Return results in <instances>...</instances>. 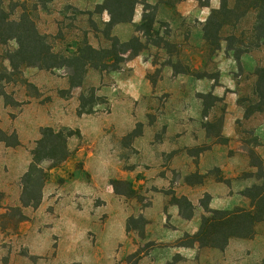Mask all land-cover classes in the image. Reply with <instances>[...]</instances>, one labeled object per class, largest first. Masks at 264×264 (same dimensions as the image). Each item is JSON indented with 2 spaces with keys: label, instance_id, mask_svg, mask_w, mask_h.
<instances>
[{
  "label": "crops",
  "instance_id": "0c3cea01",
  "mask_svg": "<svg viewBox=\"0 0 264 264\" xmlns=\"http://www.w3.org/2000/svg\"><path fill=\"white\" fill-rule=\"evenodd\" d=\"M104 1L72 0L71 4L80 11L88 8V13L93 14L91 7L102 5ZM153 1L158 4L156 0ZM215 1L210 0V4L201 5L200 0H168L171 4L165 9L170 23L172 17L176 18L173 19L174 22H183L188 21L190 16H195L200 22L199 25L202 27L199 33L201 37L198 35L200 47L194 45L186 50L185 68L193 72L204 69L210 57L208 45L203 39V27L211 12L220 8V4L215 5ZM144 12V5L139 4L133 23L117 25L113 34L122 42L129 41L132 37L131 27L143 23ZM102 17L103 22L110 19L106 12ZM127 32L130 33L127 35ZM136 34L141 42L144 41L145 37L141 32L138 31ZM224 52L226 54V49ZM135 57V60L129 57V63L130 66L137 68V76L127 79L113 90L103 91L102 96L106 100L95 106L92 114L79 115L83 88H74L69 98H58L54 104H46L39 108L41 112L52 107L57 108L58 117L56 114L42 119L44 126L52 128L62 125L78 132V135L68 139L71 154L68 160L49 170L50 178L44 187L40 207L56 205L63 211L62 215L65 216L62 218L63 221L73 222L74 229L82 230L80 224L88 215L87 210H90L88 207L92 206L93 212L96 204L91 203L103 201L104 204L98 207L105 210L109 208L111 214H117L119 217L117 236H113L111 232L107 235V240L113 239L115 246L126 244L121 254L129 257L140 252V241L135 243L130 237L128 219L134 213L128 209V204L123 199L125 196L114 191L111 184L113 178L127 182L132 190L143 191V197L148 205L142 206L136 201L133 202L147 223L144 236L141 237L142 241L174 244L182 240L186 234L193 236L199 232L202 217L206 214L202 206V200L206 195L211 197L209 207L212 210L232 211L250 208V200L243 196V192L251 187L252 178H240L245 173L255 172L257 168L252 165V161L243 150V141L236 126L237 120H246L249 124L248 130H252L260 139V147L264 148L263 112L256 113L248 119L242 110L236 116L230 112L223 116L220 127H208L194 121L192 111L187 113L182 108L174 107V104L164 110L161 119L152 125L147 124L146 111L143 107L145 109L150 96L148 92L154 90L153 84L146 77L152 63L144 58V49ZM232 59L228 57V62H232ZM223 67V63H220L218 69L223 72ZM171 69V74L176 75L175 68ZM183 73L177 74L178 76L167 82L171 85L177 83L183 85L188 82L190 84L194 75ZM197 78L196 84L208 86L216 84L215 79L209 77ZM253 78L255 85L257 80L255 73ZM220 79H223V75ZM69 88L67 83L62 86V90ZM218 89L219 86L215 85L213 96L223 99L225 91L220 92ZM196 92L200 94L204 91L198 88ZM169 94L172 103L178 106L186 98L184 91ZM226 95L233 109L238 102L237 94L232 91ZM152 97L155 98V95ZM103 106L108 109H102ZM138 107H142V112L135 115V109ZM37 108L33 103L28 106L27 112ZM201 111H198L197 116L200 114L205 124L209 119L211 123L214 122L210 113L201 116L199 113ZM215 120L217 121V117ZM134 158H136L134 165H128V168L118 166L117 161L128 159L134 161L132 160ZM96 169L98 173L101 172L100 177H97ZM214 171L220 172L219 179L208 177V174ZM59 180H64V184L59 185ZM164 188H169L172 193L165 192ZM174 196L187 198L192 204V209H188L189 212L185 214L184 207L172 204ZM70 215L73 217L66 218ZM96 221L97 217L89 221V227ZM104 235L106 231L102 236ZM64 242H68L69 245L78 244L77 239L71 237ZM171 247L170 252L163 258L161 255L153 258V254L141 253L140 264H169L174 258H177L175 264H251L258 257L256 250L258 248L264 250V222L256 226L254 238H233L225 251L200 248L198 244L193 247H178L174 244Z\"/></svg>",
  "mask_w": 264,
  "mask_h": 264
},
{
  "label": "rangeland",
  "instance_id": "374dc122",
  "mask_svg": "<svg viewBox=\"0 0 264 264\" xmlns=\"http://www.w3.org/2000/svg\"><path fill=\"white\" fill-rule=\"evenodd\" d=\"M161 1L156 4L153 0H147L148 18L155 17L154 33L149 42L144 39L141 44H136L138 50L144 49V58L149 59L152 63V67L149 68L146 75L154 88L153 91L148 92L150 96L146 101L145 109L143 107V110L146 111V123L154 124L159 118H162L164 110L174 104V107L182 108L187 113L192 111L193 120L200 125H208V127H220L221 119L230 112L236 116L242 110L245 115L246 109L250 108L252 102L255 101L253 75L258 67L264 66V47L245 55L238 63L235 62L232 54H227L228 57L233 58L232 62H228V57L224 52L226 42L222 41L219 49L216 44L206 43L210 56L206 67L199 72H193L195 76L190 84L188 82L183 85L180 83L171 85L167 81L178 76L175 71L184 72L186 70V50L194 45L200 47L198 35L201 37L199 33H201L202 27L195 16H190L188 21L183 22H174L173 19L176 20V18L172 17L171 23L168 22V14L165 9L171 3ZM209 2L210 0H200L201 5L210 4ZM71 3L72 0H55L35 8L36 4L31 0H4L3 8L12 20L20 19L24 13L30 15L39 32L47 37V42L53 47L54 53L68 55L67 51H75V43L82 40L86 32L90 33L89 41L94 47L110 46L103 34H96L91 28L90 16L86 14L89 11L88 8L80 11ZM214 3L215 5L220 4L221 7L220 0H216ZM229 3L233 6L235 0H230ZM97 8L98 6L91 7L92 19L98 24L100 31H103V17L96 15ZM252 26L253 18L250 15L240 23L238 31L251 29ZM138 30H140V26L131 27L132 37L130 40L138 37L136 34ZM130 32H127V35ZM15 48L16 43L13 41L6 45H0V130L5 139V142L0 139V264H140V258H131L121 254L126 244L115 246L113 239L107 240V235L111 232L113 236H117L119 217L117 214H111L109 208L106 210L99 208L98 206L104 204L103 201L91 203V205L96 204L93 207V212H91L92 206L88 207L90 209L87 210L88 215L85 216V219L82 218L85 221L80 224L82 230L74 229L73 222L63 221L62 218H65L62 215L63 211L56 205H49L45 208L40 206L37 208L23 207L21 199L26 175L34 163L33 152L37 148L38 141L45 134L43 130L48 128L43 125L42 119L56 114L58 117L55 107L43 112L39 108L46 104H54L58 98H66L68 92L62 90V86L66 83L69 85V78L65 69L47 71L40 68H23L21 75L6 78L3 69L5 67L10 69L7 57ZM130 59L135 60L136 57ZM130 59L121 63L120 70L117 72L90 71L84 90L86 97H89L94 89L96 97L99 99L98 103L102 104L106 100L102 96L103 91L113 90L127 79L136 77L137 68L130 66ZM220 63L224 65V73L218 69ZM171 66L175 68L176 75L171 74ZM197 75L215 79V85L219 86L218 91H225L224 98L216 101L217 97L213 96L215 85L196 84ZM222 75L223 79H220ZM24 80L27 81V84L22 82ZM198 88L204 92L198 94L196 92ZM2 91L5 92V96H2ZM181 91L185 92L186 98L178 106V104L172 103L169 93L174 95ZM232 91L237 94L238 100L233 109L226 95ZM152 95H155V98ZM247 99L250 101L248 102ZM33 103L38 107L37 110L27 112L28 106ZM103 107L102 109H108L106 106ZM141 108L135 109V115L142 112ZM198 111H201L199 112L201 116L210 113L214 122L211 123L209 119L205 124L203 117H200V114L197 116ZM215 117H217V121ZM139 126L142 127L141 124ZM236 126L243 141V150L249 159L250 154L255 152L264 160V148L260 147V139L254 135L252 130H248L249 124L246 123V120H237ZM65 128L62 125H56L51 129L56 134L63 132L64 135H67L64 132ZM55 139L56 136H52L48 138V141L54 143ZM17 143L19 145L12 146ZM132 160L134 161L128 159L117 161V163L121 168H128V165H134L136 158ZM250 161L252 160L250 159ZM52 163L47 160L41 166L48 169L47 167L52 166ZM257 173L256 169L255 172L243 174L240 179L250 178ZM96 174L97 177H100L101 172L98 173L97 170ZM208 177L219 179L220 172H211ZM197 178L199 179V177ZM64 182V180H59V185ZM111 184L114 191L125 196L123 199L128 204V209L134 213L128 219V231L135 243L140 241V253L153 254V258L160 257V255L162 258L165 257L170 252L171 246L178 242L167 244L142 241L141 237L144 236L147 223L139 214L138 206L133 205L134 201L142 206L148 205L143 197L142 189L132 190L127 182L118 180V178H113ZM255 184H259V182L253 177L251 187ZM164 189L165 192L172 193L169 188ZM184 208L185 214H187L189 211L186 207ZM23 215L25 219L22 218ZM71 217L73 216L70 215L66 218ZM96 217V223L89 227L92 219ZM105 231L106 235L102 236ZM188 236L189 234L184 235L179 241H188ZM68 237L77 239L78 244L69 245L68 242H64ZM63 242L64 244H62ZM256 253L258 257L251 264H264V250L258 248ZM176 260L177 258H174L169 264H175Z\"/></svg>",
  "mask_w": 264,
  "mask_h": 264
},
{
  "label": "trees",
  "instance_id": "16d2710c",
  "mask_svg": "<svg viewBox=\"0 0 264 264\" xmlns=\"http://www.w3.org/2000/svg\"><path fill=\"white\" fill-rule=\"evenodd\" d=\"M37 8L55 0H31ZM157 3L162 2L156 0ZM168 2V0H163ZM221 7L213 10L203 27V39L208 44H216L221 48V43L226 42V54H232L236 62L256 50L264 47V0H235L233 6L230 0H220ZM4 0H0V45H6L13 41L16 43L15 50L11 51L7 57L10 69L4 68L6 78L21 75L23 68H40L47 71L65 69L69 78L68 96L74 88L85 90L86 80L90 71L117 72L120 64L129 57L138 56L142 50L137 49L136 44H141L139 38H133L127 42H122L113 34L114 28L119 24H131L134 21L136 8L139 4L144 5L143 23L140 30L143 37L149 42L154 28V19L148 18L147 0H105L99 5L96 14L103 16L106 12L110 19L103 22L104 30L100 31L98 24L90 16L89 24L96 34H103L110 46L103 48L94 47L89 41V33L86 32L79 42L75 43V51L65 53H54L53 47L47 42V37L42 35L35 21L24 13L20 19L12 20L3 8ZM253 18L251 29L238 31L239 25L248 16ZM227 30V31H225ZM229 30V31H228ZM177 70V69H176ZM178 71V70H177ZM177 74L182 72H177ZM183 74L194 75L193 71L186 69ZM255 75L257 77L253 89L255 101L251 107L246 109L245 118L248 119L256 113L264 112V66L258 67ZM195 76V75H194ZM203 78L205 76H199ZM3 79V78H2ZM27 84V81H22ZM2 96L5 92L2 91ZM98 98L95 90L92 89L89 97L82 93L80 97L79 115L92 114L97 106ZM221 99L216 98V101ZM249 102L250 99H247ZM246 101V102H247ZM43 138L38 141L37 148L33 152L34 163L30 172L26 175L24 190L22 194L23 207L37 208L43 198L44 185L50 178L49 170L64 163L69 157L68 139L78 135L69 128H65L64 133H55L51 128L43 130ZM56 136L54 143H50L48 138ZM0 139L5 142L4 134L0 130ZM19 143L12 145L17 146ZM252 165L257 168L255 177L259 184L246 189L243 196L250 200L249 209L212 210L209 207L211 197L206 195L202 200V206L206 214L202 217V224L196 235L188 236V241H178V247H193L196 244L200 248H213L225 251L229 241L233 238L252 239L256 234V226L264 222V160L255 152L250 154ZM51 161L52 166L45 169L41 166L44 161ZM255 160V161H253ZM130 187V186H129ZM172 204L181 208L192 209V204L187 198L173 197ZM190 217V215H189ZM25 219V216L22 217ZM140 252L130 257L140 258Z\"/></svg>",
  "mask_w": 264,
  "mask_h": 264
}]
</instances>
